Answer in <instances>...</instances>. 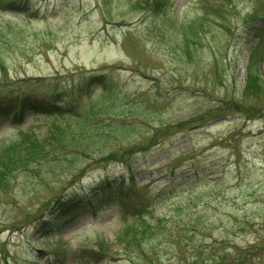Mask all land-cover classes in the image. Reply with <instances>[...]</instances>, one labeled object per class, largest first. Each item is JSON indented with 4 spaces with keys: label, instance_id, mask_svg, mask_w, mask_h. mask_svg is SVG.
Listing matches in <instances>:
<instances>
[{
    "label": "rangeland",
    "instance_id": "374dc122",
    "mask_svg": "<svg viewBox=\"0 0 264 264\" xmlns=\"http://www.w3.org/2000/svg\"><path fill=\"white\" fill-rule=\"evenodd\" d=\"M54 2L40 3V10L52 11ZM138 2L60 0L57 8L65 16L47 21L0 13L11 20L0 25L21 32L16 38L11 31L1 35L4 91L24 85L30 76L64 80L69 73L75 86L89 70L103 66L109 73L103 80L117 84L106 110L120 117L112 119L134 129L140 117V136L109 135L102 152L116 153L111 163H101L91 136L81 138L85 156L75 157L82 141L77 146L70 137L61 167L51 170L44 163L30 175L14 174L0 188V264H28L30 255L42 264L58 255H64L66 264H80L77 248L97 249L96 244L111 255L102 260L107 264L206 263L212 259L208 253L204 260L198 256L201 249H210L206 245L222 257L218 264H264V95L243 93L250 51L258 37L264 39L255 31L256 25L264 28V0H167L170 6L164 10L172 23L167 26ZM257 67L264 86V57ZM114 68L118 72L112 75ZM97 116L103 121L109 115ZM41 123L36 122V132L43 133ZM14 132L1 131L0 145ZM19 142H10L0 156L17 149ZM123 170L138 187L148 185L149 178L150 188H162L171 173L182 181L198 179L195 189L166 195L170 197L158 210L164 222L146 240L137 237L138 230L127 234L110 207L101 209L96 221L87 210L86 216L63 225L56 240L53 234H40L42 215L55 216L89 183L98 186ZM80 173L84 177L77 178ZM182 197L187 201L179 203ZM200 215L205 217L197 219ZM38 245L43 251L35 250Z\"/></svg>",
    "mask_w": 264,
    "mask_h": 264
},
{
    "label": "trees",
    "instance_id": "16d2710c",
    "mask_svg": "<svg viewBox=\"0 0 264 264\" xmlns=\"http://www.w3.org/2000/svg\"><path fill=\"white\" fill-rule=\"evenodd\" d=\"M160 2L155 3V7L159 6ZM0 41L2 43H5V40L0 38ZM1 46V45H0ZM257 53H254L252 61L250 63L249 67V74L247 78L246 88L245 91L248 94L251 95H264V86H262V79L259 77L257 70L255 68L256 61H257ZM262 86V87H260ZM103 100H100L98 97L96 99H93V102L100 103ZM105 103V101H103ZM102 102V103H103ZM99 105V104H97ZM59 110V107H55V112ZM44 115H48L45 111H43ZM53 120L51 121L50 126L47 128V135L40 139L36 140L35 136L27 137L28 139L23 140L17 149H13L9 153H5L4 155L0 156V186L6 185L12 174L18 170H22L24 168H28L31 164L38 161H43L49 159L52 155L58 156L65 152L67 149L71 147L69 144V138L71 137L73 141L76 142L77 146L80 141L81 135H84L85 129L82 127V123H89L85 120V117H80L81 115L76 112V107H74V110L71 109L68 113L64 114H58V115H52ZM90 124V123H89ZM89 124H86L85 126L89 128ZM91 125V124H90ZM91 129H94L95 136H94V143L96 148L99 147L97 151L98 157L100 158H114V153L110 154H104L102 152V149L104 146H102L98 141L106 138L105 135L101 134V129L99 125H91ZM72 141V143H73ZM85 142L82 141L81 147L78 146V148H81L80 151H76L74 154L75 157H79V155L82 153ZM159 222L155 226H151L148 222H146L143 219H140L136 223H132L128 229H126V232L128 234L129 231L137 232L139 231V234L137 237L139 239H148L151 237L152 234L156 233V231L159 229ZM238 233L242 232V229H238ZM149 234V235H147ZM127 236V235H126ZM125 245L127 247H130L129 240L124 241ZM257 248V246L254 247V249ZM100 249L104 250L103 246L100 245ZM129 250L134 251L135 247L130 248ZM202 251H199L198 256L199 259H203V257L208 253L209 256L212 254V259L208 264H218L217 261H221L222 257L217 256L215 247L212 249L207 250L201 249ZM243 252V251H242ZM222 254H225L223 251ZM204 260V259H203ZM202 260V261H203ZM204 263V262H202Z\"/></svg>",
    "mask_w": 264,
    "mask_h": 264
}]
</instances>
